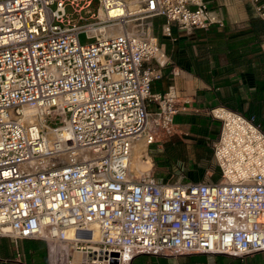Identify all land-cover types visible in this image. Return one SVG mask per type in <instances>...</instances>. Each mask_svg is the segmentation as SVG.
<instances>
[{
  "label": "built area",
  "instance_id": "built-area-1",
  "mask_svg": "<svg viewBox=\"0 0 264 264\" xmlns=\"http://www.w3.org/2000/svg\"><path fill=\"white\" fill-rule=\"evenodd\" d=\"M246 1L264 20L262 0ZM158 17L169 37L173 23L225 25L204 0H0V237L63 242V264L74 252L82 264H130L264 251L255 116L210 108L218 180L132 169L134 147L172 137L181 109L173 88L153 92L169 61Z\"/></svg>",
  "mask_w": 264,
  "mask_h": 264
},
{
  "label": "crops",
  "instance_id": "crops-1",
  "mask_svg": "<svg viewBox=\"0 0 264 264\" xmlns=\"http://www.w3.org/2000/svg\"><path fill=\"white\" fill-rule=\"evenodd\" d=\"M204 1L224 27L215 24L208 30L182 29L173 23L169 37L163 31L164 19L155 18L154 33L169 61L161 67L163 77L153 83V92L165 93L171 88L176 92L181 109L172 139L178 136L191 145L198 164L209 170L214 159L213 143L221 129V121L211 116L210 108L223 104L255 116L264 129V20L246 0ZM158 148L152 149L153 153L161 151ZM146 157L151 160L147 153ZM203 161L211 164L203 166ZM162 170L159 166L160 175ZM52 251L41 239L0 237V264H54ZM130 264H264V251L244 257L140 253Z\"/></svg>",
  "mask_w": 264,
  "mask_h": 264
},
{
  "label": "rangeland",
  "instance_id": "rangeland-1",
  "mask_svg": "<svg viewBox=\"0 0 264 264\" xmlns=\"http://www.w3.org/2000/svg\"><path fill=\"white\" fill-rule=\"evenodd\" d=\"M97 6H98V3L94 2L92 9L96 11ZM80 40L83 44L89 43L91 41L86 38L85 34L80 35ZM177 138L178 136L174 137L173 139L171 137L167 141L163 142L162 147H160L161 151L159 152L155 151L154 153H153L154 150L152 149H157L159 147L157 144L152 145L147 148L142 143L141 146H144L145 148H147L146 153L150 157L151 160H149V158L146 157V153H145V155H143L145 157L140 156L138 158L137 165L135 166L138 167L140 171L150 170L156 177L162 178L164 181H170V182L179 181V180H183V181L199 180L203 176L216 177L217 179L220 178V173L216 166L215 159L212 160V166L211 168H209V170L202 169L201 165L198 164V161L193 156L194 153L192 151L191 145H189L182 139L180 138L177 139ZM168 143L170 145H167ZM173 150H176L178 155L174 154L175 151ZM142 158H144L145 160L148 159L149 163L148 164L142 163ZM203 163H204L203 166H208L211 164V163H205L204 161ZM159 166L160 167L162 166L163 168L162 170L163 175H160L159 173ZM60 246L65 247L66 245L65 244L54 245L53 248L57 249V247H60ZM56 254H57V251H56ZM79 255L80 253L74 252L72 259L75 260ZM55 258L56 257L54 256V259ZM55 263L63 264L62 260L61 261L56 260Z\"/></svg>",
  "mask_w": 264,
  "mask_h": 264
},
{
  "label": "bare ground",
  "instance_id": "bare-ground-1",
  "mask_svg": "<svg viewBox=\"0 0 264 264\" xmlns=\"http://www.w3.org/2000/svg\"><path fill=\"white\" fill-rule=\"evenodd\" d=\"M146 151V148L144 146H141V144H137L135 147H134V151H133V154H132V158H131V166L133 168L134 171L136 172H140V169L138 167H136L135 165H137V161H138V158L140 156L142 157H145L143 155H145V152ZM144 160V161H143ZM142 162L143 163H146L145 159L142 158ZM73 234L70 233L69 234V237H72ZM95 236H96V233H95ZM61 244H64L63 242ZM60 245V244H59ZM66 245V244H65ZM54 247V244L51 246V249ZM54 251V256L56 257L55 260L53 261L54 264H56V260L58 261H61L62 260V257L60 255V253H62L64 251V247L63 246H60V247H57V249L53 248L52 249ZM52 251V252H53ZM56 251H57V254H56ZM59 253V254H58ZM82 259H83V256L80 254L75 260L72 261V264H82ZM71 264V263H70Z\"/></svg>",
  "mask_w": 264,
  "mask_h": 264
},
{
  "label": "trees",
  "instance_id": "trees-1",
  "mask_svg": "<svg viewBox=\"0 0 264 264\" xmlns=\"http://www.w3.org/2000/svg\"><path fill=\"white\" fill-rule=\"evenodd\" d=\"M263 87H264V86H261V88H263ZM248 117H250V116H248ZM167 145H170V144L168 143ZM168 147H169V146H168ZM173 151H175L174 154L178 155V153H177L176 150H173ZM166 159H167V158H166ZM169 159H170V157H169Z\"/></svg>",
  "mask_w": 264,
  "mask_h": 264
}]
</instances>
